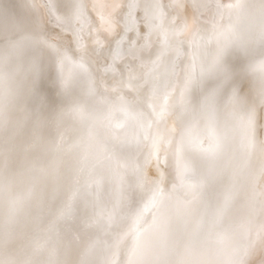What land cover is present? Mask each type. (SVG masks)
Segmentation results:
<instances>
[{"label": "bare ground", "instance_id": "obj_1", "mask_svg": "<svg viewBox=\"0 0 264 264\" xmlns=\"http://www.w3.org/2000/svg\"><path fill=\"white\" fill-rule=\"evenodd\" d=\"M18 37L43 52L37 106L64 115L32 154L57 179L12 255L264 264V0H0V42ZM222 49L235 94L210 76Z\"/></svg>", "mask_w": 264, "mask_h": 264}, {"label": "clouds", "instance_id": "obj_2", "mask_svg": "<svg viewBox=\"0 0 264 264\" xmlns=\"http://www.w3.org/2000/svg\"><path fill=\"white\" fill-rule=\"evenodd\" d=\"M42 55L23 37L0 42V264H28L11 254L20 217L42 216L57 179L54 162L38 167L32 158L49 153L51 129L64 115L63 109L47 110L42 101L37 106ZM18 178L28 185L22 207L11 195Z\"/></svg>", "mask_w": 264, "mask_h": 264}, {"label": "snow or ice", "instance_id": "obj_3", "mask_svg": "<svg viewBox=\"0 0 264 264\" xmlns=\"http://www.w3.org/2000/svg\"><path fill=\"white\" fill-rule=\"evenodd\" d=\"M41 43L47 44L46 41H41ZM49 47H53L52 45H48ZM57 54L60 55L59 50H56ZM228 53L225 50H220L213 60L211 69H210V76L212 79L215 80L217 87H223L225 89H232L233 93L235 94V90L237 88L242 89V85L238 83V76L234 66L229 64L227 59ZM66 56L61 57V62L66 60ZM261 92L264 94V79L261 82ZM255 122V113L253 112L249 116L248 120V127L251 130L254 126Z\"/></svg>", "mask_w": 264, "mask_h": 264}, {"label": "rangeland", "instance_id": "obj_4", "mask_svg": "<svg viewBox=\"0 0 264 264\" xmlns=\"http://www.w3.org/2000/svg\"><path fill=\"white\" fill-rule=\"evenodd\" d=\"M162 147V153H161V158H160V160H159V162H160V167H162L163 168V170H164V172H166L165 174H167V172H168V161H164V160H162V157H167L168 155V152H169V149H168V146H167V142L165 143V142H163V145L161 146ZM164 147V148H163ZM167 147V148H166ZM165 150V151H164ZM162 165V166H161ZM165 166V167H164ZM167 168V169H166Z\"/></svg>", "mask_w": 264, "mask_h": 264}]
</instances>
